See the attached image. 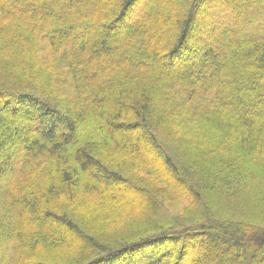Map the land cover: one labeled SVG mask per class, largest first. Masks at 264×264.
<instances>
[{
    "label": "trees",
    "instance_id": "16d2710c",
    "mask_svg": "<svg viewBox=\"0 0 264 264\" xmlns=\"http://www.w3.org/2000/svg\"><path fill=\"white\" fill-rule=\"evenodd\" d=\"M0 184V264H264V0H0Z\"/></svg>",
    "mask_w": 264,
    "mask_h": 264
},
{
    "label": "rangeland",
    "instance_id": "374dc122",
    "mask_svg": "<svg viewBox=\"0 0 264 264\" xmlns=\"http://www.w3.org/2000/svg\"><path fill=\"white\" fill-rule=\"evenodd\" d=\"M196 26V25H195ZM194 29H197V27H194ZM121 33V32H120ZM118 35H119V33H118ZM165 63H162V65H164ZM12 162V161H11ZM0 190H2V186H1V184H0ZM180 204H171L170 206L168 205V206H166V208H167V210H166V212H165V214L164 215H166V216H170L171 214H173L174 212H180L181 210L179 209V208H177L178 206H179Z\"/></svg>",
    "mask_w": 264,
    "mask_h": 264
}]
</instances>
